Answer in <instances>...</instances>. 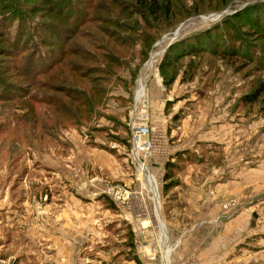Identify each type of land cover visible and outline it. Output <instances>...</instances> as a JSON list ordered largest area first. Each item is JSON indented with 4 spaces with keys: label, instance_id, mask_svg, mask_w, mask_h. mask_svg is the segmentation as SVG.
Here are the masks:
<instances>
[{
    "label": "rangeland",
    "instance_id": "rangeland-1",
    "mask_svg": "<svg viewBox=\"0 0 264 264\" xmlns=\"http://www.w3.org/2000/svg\"><path fill=\"white\" fill-rule=\"evenodd\" d=\"M148 1L167 4L0 0V264H202L196 252L239 214L241 233L221 239L217 264H264V32L234 17L251 5L262 16L264 0H168L171 11L154 19L136 13ZM189 43L192 55L168 58ZM60 55L37 77L34 67ZM137 81L171 146L159 203L153 178L128 158ZM150 86L162 96L147 97ZM73 87L83 98L67 99ZM107 182L130 189L131 211L104 193ZM193 185L201 202L218 203L215 217L188 221L178 194ZM139 190L150 198L141 217Z\"/></svg>",
    "mask_w": 264,
    "mask_h": 264
},
{
    "label": "built area",
    "instance_id": "built-area-1",
    "mask_svg": "<svg viewBox=\"0 0 264 264\" xmlns=\"http://www.w3.org/2000/svg\"><path fill=\"white\" fill-rule=\"evenodd\" d=\"M127 119V129L129 133L130 148L128 158L130 162L147 173V179L150 175L153 181L148 179L151 197L156 202L159 199V181L163 177V162L168 157L171 150L167 137V129L165 123L154 121L148 110L145 93L138 99L133 97V105L130 108ZM159 180V181H158ZM140 191V190H139ZM157 192V197L154 195ZM104 193L108 195L112 202L125 207L129 211L135 206V202L131 201L133 193L129 188L120 184L106 183ZM138 197L141 199V210L137 209V216L146 215L148 212V204L150 198L143 196L140 191ZM156 197V198H155ZM234 204V203H233ZM225 210V208H223ZM222 218L216 219L214 222ZM194 264V263H191Z\"/></svg>",
    "mask_w": 264,
    "mask_h": 264
},
{
    "label": "crops",
    "instance_id": "crops-1",
    "mask_svg": "<svg viewBox=\"0 0 264 264\" xmlns=\"http://www.w3.org/2000/svg\"><path fill=\"white\" fill-rule=\"evenodd\" d=\"M155 86H150L149 90L147 88V97L149 96V98L151 99H156V98H160L162 96V94H160V92L158 91V89ZM160 107V106H159ZM164 116V115H163ZM126 117V116H125ZM124 117V118H125ZM153 117H156L154 119H156L155 121L160 120V118L162 117L161 113L152 114V119ZM164 118V117H163ZM153 119V120H154ZM102 120V119H100ZM125 123V120H124ZM127 129V127H126ZM128 132V130H127ZM88 150V149H87ZM94 151V150H93ZM93 151H91V157L92 161L96 162L102 166L105 165H110L111 164V159L112 156H108L107 153L105 151L102 152H98L96 153H92ZM87 153H89V151H87ZM90 154V153H89ZM111 158V159H110ZM192 165V164H191ZM190 167V165H189ZM192 168V166H191ZM193 170V169H190ZM187 170L188 172H190L191 175V182L192 183V178H193V173L194 171H190ZM62 173L63 177L65 178V172L63 170H53V173ZM195 176L197 178H200L201 175H196ZM186 181H190V179H187ZM64 183V182H63ZM185 188V187H184ZM183 190V189H182ZM203 190L201 188H199V186H195L193 185L192 188L190 189V193L187 195H183L181 192V189L179 188V201L181 203V207H184V214L185 216L188 218V221H193V219H197L198 217L204 216L206 218H211V216L215 217V215L217 214V211L219 210L218 208V203L217 202H213V199L209 200V202H201L202 197H203ZM224 194V193H223ZM222 195V193H221ZM201 202V203H200ZM157 203H159V199L157 200ZM256 212H253V216L257 217ZM241 216H243L242 214L237 215L236 217L240 218ZM236 219H230L229 221H227L225 224H222V226L219 228V231L217 233H215V235L211 238V240H209V243L200 251V252H196L199 253V258L202 262V264H217L219 263V261L216 260L217 257H219L221 251H222V241L221 239H227L229 237L232 238H237L239 236V234L241 233V220H237ZM158 222H160L162 225L161 227L159 226V228H161V233L163 234V236H165V241L167 240V236H166V229L164 230V223L163 221L160 220V217L158 216ZM215 223V222H214ZM216 225V223H215ZM229 226V227H228ZM246 226V224H245ZM170 251V249H167L166 252L168 253Z\"/></svg>",
    "mask_w": 264,
    "mask_h": 264
},
{
    "label": "trees",
    "instance_id": "trees-1",
    "mask_svg": "<svg viewBox=\"0 0 264 264\" xmlns=\"http://www.w3.org/2000/svg\"><path fill=\"white\" fill-rule=\"evenodd\" d=\"M59 2H62V1H65V0H58ZM171 1H168L167 0V4L165 5L164 8H162L160 5H158L157 2H145V6L144 7H138L136 13H139L141 14L142 16H147L149 14L150 17H152L153 19L156 18L157 14L160 15V16H167V13H169L171 11V8H170V3ZM81 19L78 20L77 18L79 17H72V22H77L78 25L80 26L82 23H83V17L81 14H79ZM262 16H260V14H258L254 8V5H251L250 7L242 10V11H238L234 14V17H238V18H242L244 19L246 22H250V24L252 25V27H254L255 29L257 30H262L264 32V14H261ZM72 30H75V28H72ZM72 33V32H71ZM208 34V33H207ZM211 38V35H206L205 36V39H204V45L206 44V42H208ZM239 41L241 44H244L246 45L248 43L247 39H243V38H239ZM197 42V44H200V41H195ZM197 44H184L183 47H180L179 49H182V51L178 52V48L176 45H171L169 50H171V52L173 53H169V57H173L175 60H178L180 59L181 57L183 56H187V55H192V54H189L188 52L190 53H194L196 51V46ZM206 46V45H205ZM200 47V46H199ZM200 48H203V47H200ZM206 48V47H205ZM63 52V55L65 54L64 51ZM83 54V52H82ZM251 58H253L251 55H249ZM53 60H50V62H46L42 65H37V63H34L32 66H36L34 67V72L35 74L37 75H45V74H48V72H52V70L55 68V66L61 64V60L63 59L62 56L60 55L59 57H49ZM261 69H264L263 67ZM31 86H39L36 84V80H32V81H29L28 82ZM75 87H73L72 89H69L67 90V92L65 93V95L67 96V99L71 98L70 95L73 91H75L76 93L74 94V96L77 94V96H81L83 98V95L85 92L81 91V90H78V89H74ZM73 90V91H72ZM262 90H264V87L260 88L259 89V92H261ZM65 90L63 89V92ZM27 92L23 93L21 95V97H24V95L26 94ZM49 96H53V97H56V100H55V103H53V105H51L50 102H48V106L50 108H53L54 105L56 104L57 101V98H59L56 94L54 93H49L48 94ZM56 95V96H55ZM17 96V95H15ZM87 96L90 97V95L87 93ZM255 98H257V96L255 95L254 97L252 96H246L245 99L248 103H250L251 101H254ZM76 99H71V101H75ZM36 103V102H35ZM39 104V103H38ZM95 108V107H94ZM97 108H95V113H97ZM126 126V125H125ZM170 188H167L165 190H168Z\"/></svg>",
    "mask_w": 264,
    "mask_h": 264
},
{
    "label": "bare ground",
    "instance_id": "bare-ground-1",
    "mask_svg": "<svg viewBox=\"0 0 264 264\" xmlns=\"http://www.w3.org/2000/svg\"><path fill=\"white\" fill-rule=\"evenodd\" d=\"M139 80H141V79H139ZM141 84H142V82H141ZM137 88H138V92L137 93H141L140 95L139 94H136V90H137ZM144 89H145V86H144ZM143 85H139V87H138V81H137V87H136V89H135V91H134V95H135V98L136 99H138L139 97H141L145 92H143ZM149 178H150V176H148ZM151 181V180H150ZM153 181V180H152ZM155 202V201H154ZM157 210H158V205H157ZM163 237V236H162ZM161 240H163V239H161Z\"/></svg>",
    "mask_w": 264,
    "mask_h": 264
}]
</instances>
